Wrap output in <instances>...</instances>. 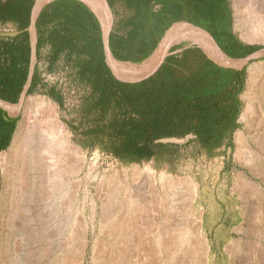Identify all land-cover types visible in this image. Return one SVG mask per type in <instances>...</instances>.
Wrapping results in <instances>:
<instances>
[{"label":"rangeland","instance_id":"obj_1","mask_svg":"<svg viewBox=\"0 0 264 264\" xmlns=\"http://www.w3.org/2000/svg\"><path fill=\"white\" fill-rule=\"evenodd\" d=\"M238 1L236 6L229 0L233 34L245 45L264 46V27L252 41L243 38L254 31L255 22L248 10L250 0ZM253 1L264 6V0ZM92 2L105 15L104 2ZM181 44L184 47L177 54L195 45ZM253 65L260 66L256 82L258 89H264L263 58L245 67L239 117L212 149L192 129L182 136L154 140L150 156L144 158L116 152L125 122L138 118L131 105L113 101L104 113L96 106L100 91L80 78L76 68L49 71L41 91L26 98L14 139L3 152L9 157L11 190L19 196L30 181L27 151L34 149L43 157L50 143L57 145L50 123L54 109L80 148L75 206L72 210L64 200L61 227L49 246L48 259L40 264H195L198 260L197 264H206L200 246L204 227L213 264H264V105L256 101L253 112L242 118L246 107L242 96ZM51 88L57 90L60 104L48 94ZM40 100L51 104L41 107ZM17 144L23 145L18 159L12 153ZM2 187L0 179V193ZM185 228L189 242L179 245Z\"/></svg>","mask_w":264,"mask_h":264},{"label":"trees","instance_id":"obj_2","mask_svg":"<svg viewBox=\"0 0 264 264\" xmlns=\"http://www.w3.org/2000/svg\"><path fill=\"white\" fill-rule=\"evenodd\" d=\"M34 1V0H33ZM33 1L25 6L19 4L25 25H29ZM136 15L125 26L129 35L127 41L117 42L114 38L111 49L119 61L142 63L156 49L166 31L175 23H193L215 39L222 50L233 59L245 58L264 46L245 45L232 32V13L229 0H123ZM57 4H71L81 11L58 10V18L74 22L84 33L95 40L90 55V66L80 72V78L91 83L100 91L97 107L106 113L113 101L121 105L122 100L131 105L138 118H128L126 127L120 133V144L116 148L119 156H150V145L154 140L182 136L194 132L202 144L212 149L222 136L235 126L240 114L239 95L245 86V71L224 69L210 60L197 45L185 49L182 54L167 58L154 76L138 83H125L116 79L105 62L99 21L86 5L75 0H59ZM55 3V4H56ZM159 7V9H155ZM15 9H8L13 12ZM45 20L40 17L38 26ZM126 46L130 48H126ZM173 48L172 52L183 49ZM12 65L3 71L0 83V98L18 103L21 91L28 78L29 56L19 80H13L18 73L16 53ZM16 61V62H15ZM40 80L33 79L30 94L42 87ZM48 94L61 103L55 88ZM5 113L0 110V114ZM16 129L14 122L4 138L5 149ZM6 133L0 123V137ZM92 134V133H91ZM98 134V133H97Z\"/></svg>","mask_w":264,"mask_h":264},{"label":"bare ground","instance_id":"obj_3","mask_svg":"<svg viewBox=\"0 0 264 264\" xmlns=\"http://www.w3.org/2000/svg\"><path fill=\"white\" fill-rule=\"evenodd\" d=\"M84 1L92 5L102 18L105 17L104 13L90 0ZM234 1H236L235 5L237 6L239 1ZM248 10H250V16L255 22V28L253 32H247L246 37L243 38L246 41H252L261 33L260 29L264 27V6L259 2L250 0ZM182 31H185V33ZM172 40L175 44L186 41L199 44L214 59L223 58L218 54L216 46L212 41L205 40L198 32L193 31L191 28H178L173 33ZM155 59L156 54L140 67H137L136 64L131 63L128 65L121 62L115 63V66L122 76L134 78L139 73L150 68ZM259 68V65H253L249 68L248 88L242 96L246 102L243 119L253 112V103L259 101L264 105V89H258L256 82ZM46 103L51 104L46 100L39 101L41 107L47 105ZM50 118V123L52 122L55 127L54 131L56 134L53 138H56L57 145L47 144L48 146L46 145L47 147L43 152L45 156L43 155V157L34 149L27 151V170L31 174L27 177L30 178V181L27 187H23L22 191L19 190V196H15L14 190H11L10 179L12 175L8 169L9 157L7 153H3L0 158V179L3 181L0 193V264H40L41 260L48 259L49 246L51 247V244H54L63 221L61 209L63 202H65L64 200L69 202L72 210L75 206L78 195L75 176L77 170L79 171L80 148L72 141L71 134L63 127L60 116L55 112V109L51 112ZM53 138L51 136V139ZM56 141L54 140V142ZM13 152L17 159L18 157H22L23 145H15L12 150ZM70 224L72 225V223ZM204 230L205 227L203 235L200 237V246L204 248L207 256L206 264H213L214 257L211 243L204 236ZM60 233H62V230ZM179 235L178 244L185 245L190 236L188 228L182 229ZM53 264L58 263L54 261Z\"/></svg>","mask_w":264,"mask_h":264},{"label":"crops","instance_id":"obj_4","mask_svg":"<svg viewBox=\"0 0 264 264\" xmlns=\"http://www.w3.org/2000/svg\"><path fill=\"white\" fill-rule=\"evenodd\" d=\"M33 0H0V83L3 78V71L9 68L15 60L14 52L16 53V61L18 62V73L13 80H19L22 75V70L26 67L25 62L27 63L28 52L29 56V65H31V37L28 31V28L31 23V15L34 4L36 0L33 1L31 7V15L29 20V25L24 27L25 19L24 15L20 13L19 4L24 6ZM59 0H53L48 3L40 13V17L43 15V20L38 26L39 19L36 26V40H37V60H36V70L35 74L40 80V83L44 85L43 79L48 76L49 71L51 70H61L64 67L76 68L79 71V75L82 69L90 66L92 56L90 55L92 48L94 47L95 40L89 34L84 33L74 22L70 23L66 18L57 17L58 10H69L70 12H79L81 9L75 5L71 4H60L56 3ZM81 2L79 0H75ZM92 2V0H90ZM105 5V15L108 16V6L112 4L114 11V20L111 24V43L115 38L117 42L127 41L129 35V30L125 28L128 22L136 15V10L128 7L125 1L123 0H102ZM119 2L122 4L117 6ZM56 3V4H55ZM82 3V2H81ZM98 9L103 13V9L97 6L92 2ZM85 5V4H84ZM99 5V4H98ZM13 12H8V9H15ZM89 9V8H88ZM156 10L159 7L155 8ZM90 10V9H89ZM100 24V23H99ZM101 28V26H100ZM102 37V31H101ZM163 39V38H162ZM161 42V41H160ZM159 42V44H160ZM157 45L154 52L147 57L142 63H132L136 65L143 64L152 58L159 46ZM181 44V43H180ZM178 45V44H177ZM173 46L169 52V56L177 54V51L172 52ZM182 45V44H181ZM126 48H130L126 46ZM112 50V49H111ZM113 54V52H112ZM114 56V54H113ZM167 57V58H168ZM116 59V57L114 56ZM118 62L119 61L116 59ZM15 61V62H16ZM29 75V71H28ZM35 77V75H34ZM28 79V78H27ZM27 82V81H26ZM24 88V87H23ZM23 90V89H22ZM38 91H41V87H38ZM22 92V91H21ZM21 95V94H20ZM20 99V98H19ZM4 100V99H3ZM7 101V100H5ZM11 104L13 102L7 101ZM19 102V101H18ZM0 110H3L0 108ZM5 113L0 114V123L4 125L6 133L3 137H0V147H3L4 138L8 136V129L11 125L16 122V129L12 134L11 141L5 149L0 151L1 154L7 150L11 145L15 133L18 127L19 115L9 114L5 110Z\"/></svg>","mask_w":264,"mask_h":264},{"label":"water","instance_id":"obj_5","mask_svg":"<svg viewBox=\"0 0 264 264\" xmlns=\"http://www.w3.org/2000/svg\"><path fill=\"white\" fill-rule=\"evenodd\" d=\"M51 1L53 0H36L34 4L32 15H31V23L28 28V31L31 37V65L29 69V75H28L27 82L24 85V88L20 95L19 102L17 104H11L0 98V108L5 110L9 114L19 115L22 112L26 98L28 97L30 89L32 87L35 70H36V60H37V40H36L37 21L39 19L40 13L43 10V8ZM79 1L85 4L93 12L97 20L99 21L100 26H101V31H102V43H103V49H104V55H105V62L108 68L111 70L113 76L121 82H125V83L144 82L145 80L154 76V74L157 73L160 67L164 65L171 48L177 45L173 42L172 35L180 27L191 28L193 31L198 32L201 35V37L204 38L205 40L212 41L214 45L216 46L218 54L221 55L223 58L221 59L218 58V60H216L210 56V54L206 51V49L203 46L199 44H195V45L200 47L202 51L204 52V54L221 68L236 70V71H243L245 67L251 62L264 58V48H262L245 58L233 59L230 56H228L222 50L218 42L212 37H210L209 35H207L205 31H203L202 29H198L193 23L183 21V22H177L173 24L166 31L163 39L161 40L156 50V53H155L156 59L153 65L147 70H144L143 72L139 73L134 78H126L118 72L115 66V63H118V61L114 58L112 54V50H111V35H112L111 24H112V21L115 19L114 11H112L113 10L112 4L108 6V16L106 17L105 15V17L102 18L100 13H98V11L92 5L86 3V1L84 0H79Z\"/></svg>","mask_w":264,"mask_h":264}]
</instances>
